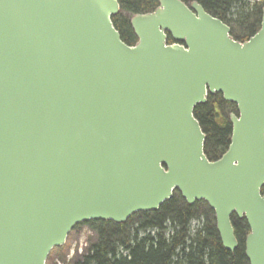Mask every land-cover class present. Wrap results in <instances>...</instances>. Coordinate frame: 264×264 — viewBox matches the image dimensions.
<instances>
[{
  "label": "water",
  "instance_id": "water-1",
  "mask_svg": "<svg viewBox=\"0 0 264 264\" xmlns=\"http://www.w3.org/2000/svg\"><path fill=\"white\" fill-rule=\"evenodd\" d=\"M157 2L0 0V264H46L76 225L125 223L175 191L207 204L230 252L244 219L245 256L264 264V6L239 41L197 1ZM218 93L237 114L210 160L194 109Z\"/></svg>",
  "mask_w": 264,
  "mask_h": 264
},
{
  "label": "trees",
  "instance_id": "trees-1",
  "mask_svg": "<svg viewBox=\"0 0 264 264\" xmlns=\"http://www.w3.org/2000/svg\"><path fill=\"white\" fill-rule=\"evenodd\" d=\"M183 1L200 3L206 12L230 27V34L236 40H247L260 27L264 0ZM118 2L121 9L130 14L152 11L158 4L157 0ZM112 21L121 39L134 44L136 37L128 17L120 13ZM232 112L237 114L236 106L224 101L219 93L209 95L205 104L194 109V116L206 135L204 152L210 160L219 158L229 146L232 131L229 114ZM261 193L264 196V188ZM202 205L207 206L204 201L186 204L175 191L158 210L134 214L125 223L85 222L83 224L95 233V239L73 264H249L244 253L249 232L246 221L231 217L238 247L230 252L222 246L213 211L206 207L212 214L209 217L201 209ZM195 221L197 224L193 225Z\"/></svg>",
  "mask_w": 264,
  "mask_h": 264
},
{
  "label": "rangeland",
  "instance_id": "rangeland-1",
  "mask_svg": "<svg viewBox=\"0 0 264 264\" xmlns=\"http://www.w3.org/2000/svg\"><path fill=\"white\" fill-rule=\"evenodd\" d=\"M253 1L256 0H252V2ZM206 207L205 205H202L201 209H204L206 215L210 217L212 214ZM204 219L205 217L201 219L199 225L202 224ZM192 224L196 225L197 223L195 221ZM94 239L95 233L89 228V226L86 224H80L78 227L71 230L63 246L54 248L51 251L49 261H47L46 264H73L74 259L80 256V253L83 254L85 249L92 241H94Z\"/></svg>",
  "mask_w": 264,
  "mask_h": 264
},
{
  "label": "flooded vegetation",
  "instance_id": "flooded-vegetation-1",
  "mask_svg": "<svg viewBox=\"0 0 264 264\" xmlns=\"http://www.w3.org/2000/svg\"><path fill=\"white\" fill-rule=\"evenodd\" d=\"M173 41H172V39H171V37L169 36L168 37V43H172ZM264 188V187H263Z\"/></svg>",
  "mask_w": 264,
  "mask_h": 264
}]
</instances>
